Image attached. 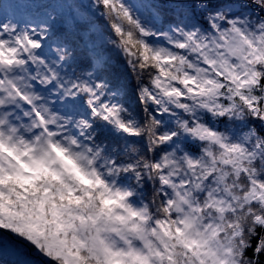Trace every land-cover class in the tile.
Instances as JSON below:
<instances>
[{"label":"snow or ice","instance_id":"snow-or-ice-1","mask_svg":"<svg viewBox=\"0 0 264 264\" xmlns=\"http://www.w3.org/2000/svg\"><path fill=\"white\" fill-rule=\"evenodd\" d=\"M0 264H264V0H0Z\"/></svg>","mask_w":264,"mask_h":264}]
</instances>
